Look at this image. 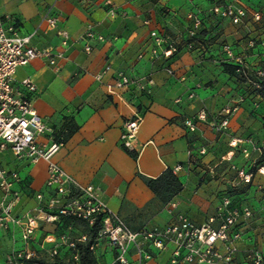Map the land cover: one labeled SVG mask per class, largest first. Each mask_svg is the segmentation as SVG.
Returning <instances> with one entry per match:
<instances>
[{
  "label": "crops",
  "instance_id": "obj_1",
  "mask_svg": "<svg viewBox=\"0 0 264 264\" xmlns=\"http://www.w3.org/2000/svg\"><path fill=\"white\" fill-rule=\"evenodd\" d=\"M225 1L0 0V17L14 19L22 34H30L47 16L55 15L60 27L70 33L66 59L56 68L37 60L19 68L16 75L18 81L31 79L37 85L33 103L47 125L61 119L64 132L69 126L77 127L54 156L55 162L80 185L95 187L102 202L135 231L164 228L178 215L196 226L211 224L218 230L225 198L232 200V206L250 208L253 216L242 221L239 228L243 237L232 247L236 264H251L248 254L256 250L264 254V98L253 88L254 83L238 82L225 65L264 70V0H240L250 13H262L260 22H254L249 14L242 25H234L214 12ZM191 12L203 15L193 50L185 46L193 26L188 17ZM89 29L109 39L94 43L90 53L80 42ZM155 30L175 41L177 50L172 56L152 58L151 33ZM251 41L255 47L250 46ZM34 43L59 47L60 39L43 25ZM225 45L232 47V59L225 54ZM107 65L112 71L102 81L97 80L95 76ZM169 69L174 73H168ZM118 72L153 78L151 94L133 87L123 93V99L109 95L106 86ZM193 93L195 97L190 99ZM229 106L237 107L230 127L227 132L216 133L212 128L215 116ZM137 115L142 118L141 125L137 137L129 139L124 126ZM200 115H206V120L198 122L196 132H190L184 120ZM53 140L51 136L40 139L44 143ZM249 148L256 150L251 158H245L244 150ZM202 150L205 155L200 154ZM41 163L43 167L38 166ZM0 165L20 171L25 178L19 214L36 207V194L51 195L45 161L32 166L17 164L7 152L0 155ZM177 166L182 167L174 173L183 191L164 204L150 190L148 181ZM239 170L253 173L252 182H244ZM51 225L55 224L42 223L30 246L36 260L43 258L47 264L51 258L41 244L52 234ZM67 227L58 226V233ZM216 247L221 253L227 251L220 241ZM23 248L20 228L0 229V260L4 264H10L8 257ZM178 248L176 242L162 251L152 248L153 259L144 264H182L179 260L188 251L181 249L178 259ZM68 254L72 256L68 248L62 249L60 260L69 261ZM94 254L99 264H114L115 252L108 240L102 239ZM130 259L131 264H140L135 249Z\"/></svg>",
  "mask_w": 264,
  "mask_h": 264
},
{
  "label": "built area",
  "instance_id": "obj_2",
  "mask_svg": "<svg viewBox=\"0 0 264 264\" xmlns=\"http://www.w3.org/2000/svg\"><path fill=\"white\" fill-rule=\"evenodd\" d=\"M214 12L222 19L230 20L234 25L244 24L249 14L254 22L262 20L261 12L250 13L240 0H226L217 6ZM188 17L192 20L193 26L187 35L191 41L185 46L193 50L196 47L193 38L202 28L203 15L191 12ZM59 23L57 16L49 15L32 33L22 34L14 19L0 17V155L9 152L17 164L27 166L45 161L48 164L46 185L51 193L48 198L44 193L36 194V207L24 214H19L17 208L24 196L25 178H22L20 171H11L0 165V229L9 231L12 227L20 228L24 243L23 249L14 251L8 257V262L10 264H46L36 260V253L30 249L37 231L42 223L66 227L65 221L71 220L83 222L91 229L100 227L99 237L92 244L91 250L95 252L99 242L107 239L115 252L114 264H131L130 254L134 249L139 263L144 264L153 259L152 248L162 251L172 242L179 245L175 253L176 258L181 257V249L188 251L179 263L236 264V250L232 245L243 237V231L239 227L243 220L252 218L253 213L250 208L232 206V200L225 198L220 212L222 224L218 230L211 224L196 226L185 216L178 215L174 223L164 228H143L135 231L119 214L110 210L102 202L95 187L80 185L71 174L54 161L53 158L63 147V142L40 141L44 134H52L53 131L34 107L33 98L38 92V87L31 79L18 81L16 75L19 68L37 60H42L56 68L61 60L66 59V52L71 46L72 39L70 33L61 28ZM43 25L46 31L54 32L60 39L59 47H40L34 43ZM151 37L154 42L151 56L154 60L163 56L170 57L176 52L175 41L169 34L155 30L152 31ZM108 41L107 37L92 29L87 30L80 38V42L84 44V49L88 53L92 52L94 43ZM255 45V41L250 42L251 47ZM224 52L228 59H232L233 51L230 45L224 46ZM140 58H143V55H140ZM111 71L112 66L107 65L95 77L102 81ZM168 73L174 72L169 69ZM258 74L264 73L258 71ZM153 85L154 80L149 76L134 78L125 72H118L113 82L107 84L106 88L109 95L123 99V93L130 91L133 87L151 94ZM194 97V93L189 96L190 99ZM236 110V106H229L215 116L212 128L216 133L228 131L231 117ZM206 118V115L187 118L184 120V126L190 132H196L198 122ZM141 121L142 118L137 115L125 123L124 130L127 138L137 137ZM255 150L254 148L244 150L245 158H251ZM200 154L205 155L206 151L202 150ZM180 170L182 167L177 166L174 172ZM238 174L244 182H252L253 173L239 170ZM173 207L175 208L174 204ZM87 241L88 235L74 238L63 232L59 236L47 235L41 247L48 251L51 264H79L80 255L77 245ZM218 241L225 244L227 248L225 253H221L216 247ZM64 248H68L72 253L71 259L67 262L60 260V252ZM247 258L251 264H264V254L258 250L252 251Z\"/></svg>",
  "mask_w": 264,
  "mask_h": 264
},
{
  "label": "trees",
  "instance_id": "obj_3",
  "mask_svg": "<svg viewBox=\"0 0 264 264\" xmlns=\"http://www.w3.org/2000/svg\"><path fill=\"white\" fill-rule=\"evenodd\" d=\"M198 34L193 38V40L196 42L197 47V39L199 36ZM190 38L188 37V42H190ZM226 70L234 76L238 82L240 83H247L251 79L247 75L249 73H253L256 76L258 75V71H252L249 68L241 65H225ZM257 93L264 98V79L262 80L261 84H258V88L256 89ZM77 130L76 126H69L68 127V136L75 133ZM126 152L130 154L131 156L135 157V153L126 149ZM262 161H264V150H263V156ZM148 187L150 190L160 199V201L164 204L170 203L175 196L179 195L183 191V184L180 182L178 177L175 175L174 171L171 169L166 170L159 178L157 179H150L148 181ZM71 220H66V224ZM94 231V234L97 236L99 235L100 227H95L92 229ZM96 241L95 237H89L88 241L86 243H79L77 245L79 255H80V262L79 264H99L94 252L91 250L92 244Z\"/></svg>",
  "mask_w": 264,
  "mask_h": 264
},
{
  "label": "rangeland",
  "instance_id": "obj_4",
  "mask_svg": "<svg viewBox=\"0 0 264 264\" xmlns=\"http://www.w3.org/2000/svg\"><path fill=\"white\" fill-rule=\"evenodd\" d=\"M262 73H264V70L261 71ZM250 77V82L254 83L253 88L257 89L258 88V84H261L262 80L264 79V74H258L257 76L255 74H253L252 72L247 74ZM65 124V122H63L61 119H55L54 121L50 122L48 125L49 127H51L52 129V134L46 133L44 134V136L46 138H50V136L59 142H64L67 137H68V132H64L63 131V125ZM263 126H264V122H263ZM38 166L43 167L44 163L39 164ZM68 227L64 228L63 232H66V234H68L71 237L77 238L79 237L81 234H87L89 237H95L96 239L99 237L98 235L96 236L94 234V231L85 223L80 222V221H69L68 222ZM50 233L59 236L61 235V233L59 234V228L58 226L55 225H51L50 229H49ZM107 241V239H105ZM70 257L71 255L68 254ZM43 263H48L49 261H45L43 258H41V260ZM0 264H4V261L0 260Z\"/></svg>",
  "mask_w": 264,
  "mask_h": 264
}]
</instances>
